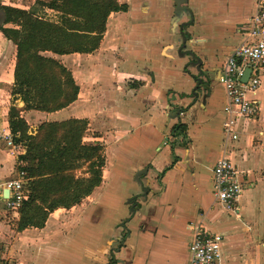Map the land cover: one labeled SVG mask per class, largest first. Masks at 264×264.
<instances>
[{"label": "crops", "instance_id": "crops-1", "mask_svg": "<svg viewBox=\"0 0 264 264\" xmlns=\"http://www.w3.org/2000/svg\"><path fill=\"white\" fill-rule=\"evenodd\" d=\"M35 1L0 5L28 10ZM119 1L128 10L109 15L95 51L42 52L79 86L75 101L52 112L24 109L20 98L14 100L17 45L0 30V129L10 131L12 105L22 108L32 135L45 122L81 119L87 121L82 143L103 144L106 155L101 184L80 204L54 210L42 228L18 230L20 210H8L0 199L1 258L6 264H190L189 225L200 221L223 235L221 264H264V65L260 88L248 94L259 100L260 111L240 116L239 138L225 144L226 90L218 79L195 96L196 72L184 56L193 51L221 74L246 40L256 0H187L182 15L175 0ZM177 124L185 134H173ZM18 144L20 154L13 155L0 141V182L24 171L20 157L27 146ZM225 150L244 188L236 211L204 187H213ZM80 174L89 176L87 164ZM29 180L26 173V190Z\"/></svg>", "mask_w": 264, "mask_h": 264}, {"label": "trees", "instance_id": "trees-1", "mask_svg": "<svg viewBox=\"0 0 264 264\" xmlns=\"http://www.w3.org/2000/svg\"><path fill=\"white\" fill-rule=\"evenodd\" d=\"M6 19L0 30L17 45L14 100L20 98L24 109L52 112L60 110L78 97L79 86L72 73L55 54L91 53L99 48L107 20L112 12L127 11L119 0H36L30 9L1 6ZM50 11L54 13H50ZM12 24V27L5 26ZM22 108L9 109L10 131L17 143L27 146L20 158L30 180L29 197L20 209L18 230L42 228L54 210L80 204L99 186L106 164L103 144H83L87 121L70 119L45 122L35 135L28 131ZM177 124L173 134H185ZM87 164L89 176L77 175Z\"/></svg>", "mask_w": 264, "mask_h": 264}, {"label": "built area", "instance_id": "built-area-1", "mask_svg": "<svg viewBox=\"0 0 264 264\" xmlns=\"http://www.w3.org/2000/svg\"><path fill=\"white\" fill-rule=\"evenodd\" d=\"M264 65V0H256V10L251 17L250 27L244 42L226 59L219 82L224 86L228 98L225 107L227 114L223 125L225 144L239 138L237 121L240 116L255 117L260 111L259 100L248 97L256 93L262 84ZM251 73L246 82L242 77L247 68ZM0 141L13 155L20 154V148L13 134L6 128L0 129ZM25 171L19 177L0 182V199L5 201L8 210L19 211L29 195L25 187ZM243 185L239 171L229 153L225 150L214 167V194L226 209L236 211ZM8 190V194L5 191ZM193 231L190 243V264H221L223 235L207 229L202 222H191Z\"/></svg>", "mask_w": 264, "mask_h": 264}, {"label": "water", "instance_id": "water-1", "mask_svg": "<svg viewBox=\"0 0 264 264\" xmlns=\"http://www.w3.org/2000/svg\"><path fill=\"white\" fill-rule=\"evenodd\" d=\"M186 2L187 0H175L176 3V8H175V12L176 14H183L186 11H188L187 7H186ZM3 13V17L0 18V26L4 24L5 19H6V14L4 11H2ZM181 15H176L177 18H180ZM185 24V23H184ZM184 24L182 26H184ZM182 40L184 41V45L183 47H186V35L184 34L183 28H182ZM184 56H190L191 57V61L187 64V68H194L195 72H196V86L193 90V92L195 93V96H199V94L201 93V91L203 92L204 90H208L209 88H211V85L219 79V77L217 76L218 74H220L219 70L213 69V68H206L204 62L198 57V55H196L195 52L193 51H185V55ZM251 73V68H247L245 70V73L242 77V80L244 82L247 81L249 75ZM180 113V112H179ZM148 170V169H147ZM144 191H146V187H144L143 189ZM8 190L5 191V194H8ZM123 238H120V240Z\"/></svg>", "mask_w": 264, "mask_h": 264}, {"label": "rangeland", "instance_id": "rangeland-1", "mask_svg": "<svg viewBox=\"0 0 264 264\" xmlns=\"http://www.w3.org/2000/svg\"><path fill=\"white\" fill-rule=\"evenodd\" d=\"M50 13H54V12H52V11H50ZM205 161V162H204ZM203 162L205 163V164H210V163H208V162H206V160H203ZM199 163V168L200 167H202V166H205L204 165V163ZM205 171H206V173L208 174V167H204L203 168ZM80 172V169H79V171H78V173ZM78 173H77V175H78ZM82 174H80V176H81ZM206 181H208V180H206ZM208 182H206L205 184H204V187L206 188V189H210V190H212L213 189V187H211V186H208V184H207ZM4 247L2 246V245H0V264H6V261L5 260H3L1 257L3 256V254H4ZM7 264H14V261H7Z\"/></svg>", "mask_w": 264, "mask_h": 264}, {"label": "flooded vegetation", "instance_id": "flooded-vegetation-1", "mask_svg": "<svg viewBox=\"0 0 264 264\" xmlns=\"http://www.w3.org/2000/svg\"><path fill=\"white\" fill-rule=\"evenodd\" d=\"M224 65V64H223Z\"/></svg>", "mask_w": 264, "mask_h": 264}]
</instances>
